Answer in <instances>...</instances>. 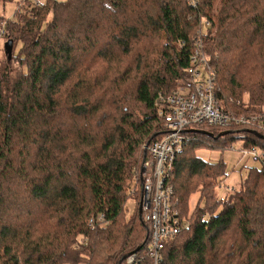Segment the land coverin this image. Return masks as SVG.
I'll return each mask as SVG.
<instances>
[{
    "label": "trees",
    "instance_id": "trees-1",
    "mask_svg": "<svg viewBox=\"0 0 264 264\" xmlns=\"http://www.w3.org/2000/svg\"><path fill=\"white\" fill-rule=\"evenodd\" d=\"M16 2L1 25L12 54L4 46L0 65V264H119L133 252L153 264L139 191L145 145L165 131L157 98L191 82L198 36L225 111L261 116L264 0ZM223 129L200 124L176 154L169 181L189 228L160 264H264V156L245 154L259 165L228 192L224 161L198 154L237 132L264 152V130L201 133ZM195 192L204 204L189 213Z\"/></svg>",
    "mask_w": 264,
    "mask_h": 264
},
{
    "label": "built area",
    "instance_id": "built-area-1",
    "mask_svg": "<svg viewBox=\"0 0 264 264\" xmlns=\"http://www.w3.org/2000/svg\"><path fill=\"white\" fill-rule=\"evenodd\" d=\"M189 2L196 6L199 0ZM204 24L209 25L206 21ZM3 33L2 29L0 34ZM192 42L195 49L190 54L187 67L191 82L178 87L171 94H159L157 102L165 131L157 141L145 145L149 158L140 170V207L144 221L148 223L147 256L153 264L161 263L166 240L189 228V220L181 216L177 207L178 198L169 178L176 154L191 138V129L200 124L220 128L243 126L258 118L225 111L217 97L215 69L210 66L209 57L204 53V43L198 36ZM261 118L264 120V113ZM243 154L264 156V152L257 148H245ZM98 221L100 226L104 225V216L100 215ZM125 264H138L137 254L133 252L128 255Z\"/></svg>",
    "mask_w": 264,
    "mask_h": 264
},
{
    "label": "rangeland",
    "instance_id": "rangeland-1",
    "mask_svg": "<svg viewBox=\"0 0 264 264\" xmlns=\"http://www.w3.org/2000/svg\"><path fill=\"white\" fill-rule=\"evenodd\" d=\"M17 0H13L12 2H7L5 4H0V33L2 30V26H4L7 22V19H11L14 16L15 11L18 9ZM40 1V0H39ZM43 1V0H41ZM19 7L22 6L20 5ZM20 10V9H19ZM23 12V9H22ZM2 25V26H1ZM6 37L0 34V65H3V63L6 62V56H5V42ZM9 41H11L8 38ZM16 44V43H15ZM18 49V46H17ZM14 65V61H9ZM15 66H18L17 63H15ZM17 70V68H16ZM257 117V116H251V118ZM261 122V123H260ZM261 126H260V124ZM246 126H249V128H252L255 131H262L264 128V124L261 121V116H258L256 120H252L250 124H247ZM233 126H229L226 129H223L222 132H229L233 131L230 128ZM213 128V127H212ZM216 128V126H215ZM219 129V127H217ZM263 132V131H262ZM219 134V133H218ZM216 135V134H215ZM243 133L235 134V140L232 142L229 141H215L214 143H209L208 145L201 148V150L198 151V154L203 156L204 158H208L209 160L215 161L222 159L225 163L224 168L227 172V177L223 181L226 191L231 192L233 186L239 187L241 184V179L244 177L247 167L250 166H258L259 160H255L254 158H246L245 154H242L243 150L245 149V146L242 143V137ZM225 136V135H223ZM228 136V135H227ZM141 179V174H140ZM142 184V179H141ZM232 187V188H231ZM142 186L140 187L141 190ZM227 188H230L231 190H227ZM140 192V191H139ZM138 192V194H139ZM189 207L188 212L192 213L193 209L196 207V205L200 202V205L202 206L204 204V199L202 200L199 196L198 192L193 193L189 197ZM136 201L134 199L129 200L127 204L128 211L132 212L133 207L135 206ZM148 228V227H147ZM149 229V228H148ZM130 254L125 255V259L123 258V261L121 264H125L127 256Z\"/></svg>",
    "mask_w": 264,
    "mask_h": 264
},
{
    "label": "water",
    "instance_id": "water-1",
    "mask_svg": "<svg viewBox=\"0 0 264 264\" xmlns=\"http://www.w3.org/2000/svg\"><path fill=\"white\" fill-rule=\"evenodd\" d=\"M9 45H10L9 42L6 43L5 48H6V53L8 54V58L10 59L11 54H12V48H10ZM201 133H204V134H206L207 136H209V137H211V138H214V139H215V138H219L220 136H223V135H227V134H228V132H220L219 134L214 135V133L209 132V131H207V130H202ZM140 211H141V207H140ZM124 259H125V257H124ZM122 261H123V259L120 261L119 264H121Z\"/></svg>",
    "mask_w": 264,
    "mask_h": 264
}]
</instances>
